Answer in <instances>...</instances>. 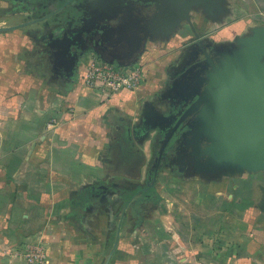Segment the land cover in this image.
<instances>
[{
    "label": "crops",
    "instance_id": "1",
    "mask_svg": "<svg viewBox=\"0 0 264 264\" xmlns=\"http://www.w3.org/2000/svg\"><path fill=\"white\" fill-rule=\"evenodd\" d=\"M260 29L264 0H0V264H264V170L210 122ZM95 51L141 86L87 88Z\"/></svg>",
    "mask_w": 264,
    "mask_h": 264
},
{
    "label": "water",
    "instance_id": "2",
    "mask_svg": "<svg viewBox=\"0 0 264 264\" xmlns=\"http://www.w3.org/2000/svg\"><path fill=\"white\" fill-rule=\"evenodd\" d=\"M247 46L254 49L252 55L242 61L231 60V66L217 74V104L223 105L225 115L210 122L221 126L218 159L238 160L254 170H264V64L260 60L264 29L258 30Z\"/></svg>",
    "mask_w": 264,
    "mask_h": 264
},
{
    "label": "built area",
    "instance_id": "3",
    "mask_svg": "<svg viewBox=\"0 0 264 264\" xmlns=\"http://www.w3.org/2000/svg\"><path fill=\"white\" fill-rule=\"evenodd\" d=\"M140 58L132 64L119 65L105 62L96 53H91L85 62L84 84L106 99L124 91H134L141 86L146 68V63ZM56 125L54 121L48 127ZM21 255L29 264H45L47 260L43 244L29 246Z\"/></svg>",
    "mask_w": 264,
    "mask_h": 264
},
{
    "label": "flooded vegetation",
    "instance_id": "4",
    "mask_svg": "<svg viewBox=\"0 0 264 264\" xmlns=\"http://www.w3.org/2000/svg\"><path fill=\"white\" fill-rule=\"evenodd\" d=\"M140 57H142V56H140ZM140 57L133 58V59H130V60H127V61H112V60H108V59H106L105 57H104V58H105L107 61H109V62H115L116 64L129 65V64H132V63L136 62ZM140 59H141V58H140Z\"/></svg>",
    "mask_w": 264,
    "mask_h": 264
}]
</instances>
